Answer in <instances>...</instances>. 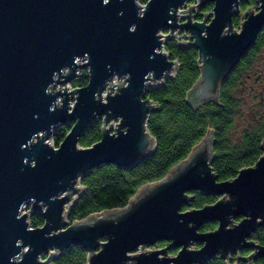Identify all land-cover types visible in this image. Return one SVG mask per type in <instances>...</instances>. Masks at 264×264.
<instances>
[{
    "label": "water",
    "instance_id": "obj_1",
    "mask_svg": "<svg viewBox=\"0 0 264 264\" xmlns=\"http://www.w3.org/2000/svg\"><path fill=\"white\" fill-rule=\"evenodd\" d=\"M187 1L0 0V264H52L71 245L86 251V264H203L243 248L253 250L242 257L248 264L264 256L251 238L264 226V139L253 165L220 181L208 132L125 206L67 220L84 174L131 167L155 150L147 119L159 105L145 90L179 68L166 40L197 51L199 75L185 99L196 107L219 103L222 82L264 26V0L241 12V0ZM84 69L86 84L68 90ZM98 119L99 140L80 145ZM58 125L70 129L55 146ZM191 191L217 199L182 210ZM33 213L42 225H30ZM207 222L217 225L201 231ZM162 240L169 244L154 248Z\"/></svg>",
    "mask_w": 264,
    "mask_h": 264
},
{
    "label": "trees",
    "instance_id": "obj_2",
    "mask_svg": "<svg viewBox=\"0 0 264 264\" xmlns=\"http://www.w3.org/2000/svg\"><path fill=\"white\" fill-rule=\"evenodd\" d=\"M145 1L140 0L142 3ZM253 4H256V0H241L239 12ZM211 8L212 4H207L203 11ZM198 16L202 17L201 14ZM239 21V13L234 14L232 22L235 27ZM263 46L264 26L253 45L222 82L219 103L208 101L192 107L185 99L187 91L199 75L197 51L190 46H180L175 39L166 40L164 48L171 59L179 61V68L159 86L145 90V97L159 105V109L150 113L147 119V129L156 141L155 150L146 159L131 167L103 164L84 174L80 182L85 189L69 207L67 220L72 222L92 213L125 206L139 187L164 177L173 166L187 157L208 132H212L214 136V159L211 166L218 180L233 178L240 168L253 165L262 154L260 144L264 139V89H255V83L246 86L245 79ZM86 82L87 78L80 76L71 84L82 86ZM245 92L262 106L263 111L252 116H242ZM246 121L247 124L239 129V125ZM69 129V125L57 126L52 137L55 146L63 140ZM99 129L98 119L81 133L79 144L90 146L98 141ZM190 193L193 198L182 210L199 208L217 199L216 196L205 195L199 191ZM29 221L32 227L43 224L40 213L31 214ZM215 225L216 223L207 222L201 225L200 230L207 231ZM256 238L261 237L256 233ZM174 251L170 249L171 253ZM86 255L82 247L71 245L59 253L52 264H86ZM203 264H223V261L215 257Z\"/></svg>",
    "mask_w": 264,
    "mask_h": 264
},
{
    "label": "rangeland",
    "instance_id": "obj_3",
    "mask_svg": "<svg viewBox=\"0 0 264 264\" xmlns=\"http://www.w3.org/2000/svg\"><path fill=\"white\" fill-rule=\"evenodd\" d=\"M194 0H188L186 3H193ZM187 6V4H186ZM252 6H256V4H253ZM203 9L200 11L202 12ZM210 10H205L203 12H210ZM201 16H203V13H201ZM240 16V15H239ZM202 18V17H201ZM200 16H197L196 19H201ZM242 17L240 16V19ZM183 31L179 32L182 33ZM185 38V37H184ZM165 43V42H164ZM85 71V69H84ZM245 83L246 86L250 85L251 83H255L256 85L254 86V88H258L260 89H264V46L262 47L261 51L259 52V54L256 56L252 67L250 69V71L247 73L246 75V79H245ZM247 92V90H245ZM245 92V104L242 108V116H252L254 115L256 112H261L263 111V109L261 108L262 106L255 100L250 98V94H247ZM241 119L239 120V123H241ZM247 121L242 123L241 125H239V129L243 126L246 125ZM154 248H160L158 246H154Z\"/></svg>",
    "mask_w": 264,
    "mask_h": 264
},
{
    "label": "flooded vegetation",
    "instance_id": "obj_4",
    "mask_svg": "<svg viewBox=\"0 0 264 264\" xmlns=\"http://www.w3.org/2000/svg\"><path fill=\"white\" fill-rule=\"evenodd\" d=\"M237 220H239V218ZM216 225H215V227H216ZM261 229H262V231H261ZM256 233L259 234V237H261L260 239L256 238ZM254 234H255V237H254ZM251 238L253 239V241H255V243H258L260 245H264V226L259 227L255 232H253ZM168 244H169L168 241L162 240V241L156 242L154 246H158V247L161 248V247L167 246ZM197 246H200V245H197ZM170 249L171 250L174 249L175 251L173 253H171ZM177 250H178V248L171 247V248L168 249V253L169 254H175L177 252ZM252 251H253L252 249H244L243 248V249H239L236 253L230 254V256H229V258L227 260H225L223 258H220L218 254L215 255L213 258L218 257L219 259H221L223 261V264H233V263H236V264H248V262L244 261L242 259V257H246ZM238 257H240V258H238ZM250 262H251V264H264V256H259V257L253 258Z\"/></svg>",
    "mask_w": 264,
    "mask_h": 264
},
{
    "label": "built area",
    "instance_id": "obj_5",
    "mask_svg": "<svg viewBox=\"0 0 264 264\" xmlns=\"http://www.w3.org/2000/svg\"><path fill=\"white\" fill-rule=\"evenodd\" d=\"M81 72H82V74H81L80 76H82V75L86 72V70H85V71H84V70H81ZM80 76H78V77H80ZM78 77H76V78H78ZM76 78H75V79H76ZM71 82H72V81H71ZM71 82H68V83L66 84L68 90H71V89H73L74 87H78V86H72Z\"/></svg>",
    "mask_w": 264,
    "mask_h": 264
},
{
    "label": "snow or ice",
    "instance_id": "obj_6",
    "mask_svg": "<svg viewBox=\"0 0 264 264\" xmlns=\"http://www.w3.org/2000/svg\"><path fill=\"white\" fill-rule=\"evenodd\" d=\"M104 3H108V0H104Z\"/></svg>",
    "mask_w": 264,
    "mask_h": 264
}]
</instances>
